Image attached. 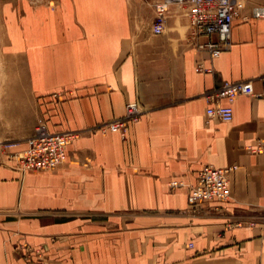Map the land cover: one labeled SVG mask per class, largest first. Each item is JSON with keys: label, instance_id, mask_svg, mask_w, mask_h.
Here are the masks:
<instances>
[{"label": "crops", "instance_id": "crops-1", "mask_svg": "<svg viewBox=\"0 0 264 264\" xmlns=\"http://www.w3.org/2000/svg\"><path fill=\"white\" fill-rule=\"evenodd\" d=\"M154 1L7 10L0 264H264V154L248 149L264 138V16L243 0L248 17L233 21L230 48L211 58L176 5L153 33ZM224 80L243 82L232 102L219 101L232 106L230 121L206 114V93ZM130 101L141 114L123 135L101 130ZM40 118L76 137L56 168L21 172L2 147L23 148ZM209 164L236 165L231 197L192 206L188 186Z\"/></svg>", "mask_w": 264, "mask_h": 264}, {"label": "built area", "instance_id": "built-area-1", "mask_svg": "<svg viewBox=\"0 0 264 264\" xmlns=\"http://www.w3.org/2000/svg\"><path fill=\"white\" fill-rule=\"evenodd\" d=\"M176 5L184 11L189 24V38L199 49L208 51L211 58L219 56L232 44L231 29L236 18H247L243 14L244 3L242 0H155L153 2L154 20L152 32L160 34L165 28L166 16L170 7ZM254 17H263L264 8L255 7L251 11ZM200 37H205L200 41ZM203 70L201 64L196 67ZM263 82L262 91L256 95H264V74L260 77ZM243 90L242 81L224 80L222 84L206 93V99L213 104L206 108L210 118L230 121L233 117V108L230 104H221L220 99L232 102ZM141 114L137 101L125 104V113L105 123L101 130L118 131L122 135L128 122L136 121ZM76 137L71 131H50L43 118L38 119L33 131L21 149H12L17 146L15 141L4 142L3 149L8 150L7 156L21 172L32 170L54 169L63 163L66 157V147ZM248 149L257 154H264V138L258 139L255 145ZM236 165L216 167L203 166L197 174L196 182L188 186L187 201L195 206L198 203L212 199L227 200L231 197L230 176ZM171 186L183 184L181 181H171ZM192 246V243H189Z\"/></svg>", "mask_w": 264, "mask_h": 264}, {"label": "rangeland", "instance_id": "rangeland-1", "mask_svg": "<svg viewBox=\"0 0 264 264\" xmlns=\"http://www.w3.org/2000/svg\"><path fill=\"white\" fill-rule=\"evenodd\" d=\"M55 0H0V37L2 30L4 28L3 26V18L7 12L8 9L11 8L12 5L22 4L23 2H27L30 5L34 4H43V3H50L54 2ZM243 1V0H242ZM249 2H252L253 7L251 8V11L255 7H259L260 4L264 2V0H248ZM244 3V1H243ZM5 150V149H4Z\"/></svg>", "mask_w": 264, "mask_h": 264}]
</instances>
